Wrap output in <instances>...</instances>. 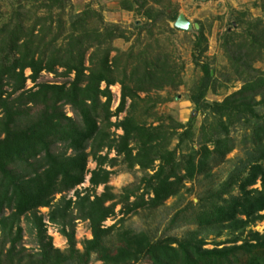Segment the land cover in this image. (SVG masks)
Returning <instances> with one entry per match:
<instances>
[{"label":"trees","instance_id":"1","mask_svg":"<svg viewBox=\"0 0 264 264\" xmlns=\"http://www.w3.org/2000/svg\"><path fill=\"white\" fill-rule=\"evenodd\" d=\"M65 1L14 0L10 11L0 16V264H88L93 253L99 264H130L142 258L151 264L264 263V230L240 237L249 224L264 218V71L253 66L264 60L263 19L255 17L243 24L245 12L239 11L233 22L235 27L239 25L238 31L225 30L220 35L219 46L230 74L241 85L213 102L204 100L207 91L215 88L216 79L209 63L199 61L206 37L198 24L192 56L202 75L189 99L196 110H206L211 121L201 126L198 148L190 146L186 153L177 154L193 138V117L186 125L171 126L161 118H156V124H145L135 114L138 103L145 113L154 104L147 105L148 96L141 97L140 92L147 95L180 84L173 61L166 54L149 56L144 49L135 54L119 52L110 45L114 37H124L117 32V24L100 29L102 16L89 7L70 15L66 28L58 17L53 30L52 21L46 24L45 20L53 9L61 15ZM36 2L35 7H44L47 16L26 23V9ZM133 2L136 0L119 3L132 10ZM253 5L264 10V0ZM176 15L170 19L174 21ZM145 16L153 17L150 8ZM89 49L86 65L84 56ZM111 51L115 54L109 56ZM41 72L66 80L39 81ZM27 79L32 85L26 88ZM113 84H119L120 93L112 110L109 86ZM65 105L72 115L66 114ZM120 113L123 116L118 118ZM241 123L248 129L242 139L245 158L239 159L218 188L175 214L198 230L215 227L216 234L224 228L236 233L226 240L228 244L214 242L204 247V237L198 238L195 230L182 238L155 240L144 232H123L118 245H106L115 224L102 223L115 215L116 205L125 215L138 208L155 209L177 195L185 182L207 175L223 160L233 148L230 127ZM111 127L121 133L111 132ZM174 136L175 147L169 148ZM111 151L113 156H109ZM88 157L94 162L91 169L86 167ZM117 157L128 168L137 166L143 171L138 184L123 187L120 194L108 185ZM86 175L88 186L78 190L76 186ZM256 183L258 187H251ZM99 185L102 190L96 193ZM232 188L236 194L231 193ZM71 190L72 196L66 197L64 193ZM56 194L60 196L53 202ZM41 207L47 208L46 220L58 225L66 239L64 251L53 247L45 234ZM76 219L87 221L91 234L81 241V249L75 246ZM21 221L35 238L33 253L24 252Z\"/></svg>","mask_w":264,"mask_h":264},{"label":"rangeland","instance_id":"2","mask_svg":"<svg viewBox=\"0 0 264 264\" xmlns=\"http://www.w3.org/2000/svg\"><path fill=\"white\" fill-rule=\"evenodd\" d=\"M260 1L261 0H136L135 3H132L133 9L126 10L121 8L119 3L120 0H66L65 7L61 12L62 14L60 15L56 9H53L50 15L51 17L49 19L47 18L45 23L48 24L51 20L54 30V26L57 23L56 21L58 17H60L64 23V28H66L70 15L89 7L101 14L103 24H98L100 29L104 28L103 26L105 24H117V32H122L124 37H114L110 41V45L119 50V52L124 54L131 50L135 54L144 49L149 51V56L156 55L157 53L168 55L170 60L173 61L174 67L179 72L178 78L181 80L180 84L175 88H171L167 85L159 90H151L147 95L140 92L139 95L141 97L148 96L149 104L147 103V105L154 104L151 106V109L145 113L143 112L144 109L142 110L139 107L140 103H138L135 114L139 119L144 120L145 124H156V118H161L164 124H169L171 126L176 123L186 125L190 118L193 117V138L191 141L188 140L184 142L181 148L177 149V154H184L188 151L190 146L198 148V143L202 140L203 135L201 126H206L208 122L211 121V118L209 115L207 116L206 110H196L194 104L189 99L192 87L202 75L200 67L193 62L194 32L175 28L170 16L182 12L190 21L201 24L203 33L206 37V49L199 57V61L200 63H209L216 79L214 83L215 88L207 91L204 100L206 102L221 101L226 95L237 90L241 82L233 79V75L230 74L228 61L224 56L223 50L219 46V37L225 30L235 29L238 31L239 25L235 27L236 25L233 22L239 11L245 12L243 24L248 20L251 21L252 18L255 17L262 18L264 21V10H261L259 6L253 5ZM13 2L14 0H0V16L6 15L10 11ZM38 2L33 3L34 7L39 4ZM27 6L29 5H25V8H27ZM34 7L31 6L26 9V23L32 22L36 17L43 18L47 16L44 7ZM147 8H150L153 14V17L150 19H147L145 16V10ZM90 21H95V19L92 18ZM243 24L241 23V25ZM46 38H48V36ZM89 52L90 49L85 52L84 56V64L86 65V58ZM114 54L115 51H111L109 56ZM121 57L124 59L125 55H121ZM253 66L264 71V60L255 61ZM58 70L60 71L61 68ZM24 74H29V70L26 69ZM71 76L72 74L70 78ZM38 80L62 82L66 79L52 73L41 72ZM31 85V81L27 79L25 81V87L27 88ZM101 87H104L103 83H101ZM109 89L112 93L111 109L113 110L118 102L120 86L119 84H113L109 86ZM64 110L67 115H72L68 105H65ZM121 116H123V113H120L118 118ZM111 121H114V117H111ZM110 130L115 134L121 133L119 129H114L113 127H111ZM180 130L181 129H178L177 132ZM245 134H248V129L243 123L231 126L229 136L233 140V148L225 154L223 160L217 165L212 166L207 175L200 174L197 175L194 180L185 182V186L177 195L168 197L155 209L138 208L134 213L122 215V213L118 211L119 205H116L114 209L115 215L106 218L102 223L104 226L115 224L111 235L106 238V245L110 247L118 245L123 232L129 234L144 232L148 234L152 240H155L166 236L182 238L189 232L198 230L195 224L184 222L180 216L175 217V214L188 205L189 202L196 203L200 195L207 194L210 190L218 188L225 181L234 166L239 164V159L245 158L246 148H244L242 143ZM176 142L177 139L174 136L168 147H175ZM209 147H211V145H209ZM113 155L114 152L111 151L109 156ZM86 167L88 169L94 167V162L90 157L87 159ZM111 169L115 170V172L110 175L108 185L111 186L112 191L116 194H120L122 188L125 186L138 184L143 175V171L137 166L128 168L121 160V157H117V162ZM87 178L88 175L85 176L84 182L76 186L78 190L88 186ZM251 187H258V183ZM101 190L102 185L95 188L96 193H99ZM230 191L232 194L237 193L235 188H232ZM64 195L66 197L72 196V190L64 193ZM59 196V194L54 195L53 202L58 200ZM132 199L131 197L130 200ZM38 210L43 215L47 212L46 207H41ZM44 222L46 225L45 234L51 238L52 246L64 251L67 247V243L66 239L59 233V226L48 222L45 215ZM21 226L23 227L21 244L25 247L24 252L33 253L37 249L35 238L32 234L28 233L23 221H21ZM253 230L258 232L264 230V218L256 220L253 224H249L241 232L240 237L242 239L247 238L249 232ZM217 231L218 228L215 227L199 229L197 231V237H204L206 242L204 247L209 248L214 242H224V244H228L226 240L236 234L227 228L221 229L219 234H216ZM74 237L76 240V248L81 249V241L84 238L91 237L87 221L75 220ZM238 243H240V241H238L237 244ZM99 263L100 261L96 259V255L93 253L88 264ZM130 264L151 263L146 258H142Z\"/></svg>","mask_w":264,"mask_h":264},{"label":"water","instance_id":"3","mask_svg":"<svg viewBox=\"0 0 264 264\" xmlns=\"http://www.w3.org/2000/svg\"><path fill=\"white\" fill-rule=\"evenodd\" d=\"M173 26L184 31L197 32L199 25L197 22H192L185 17L182 12H179L173 21Z\"/></svg>","mask_w":264,"mask_h":264}]
</instances>
